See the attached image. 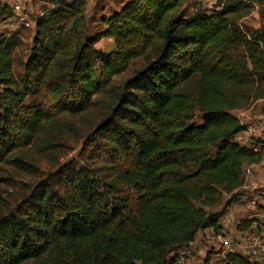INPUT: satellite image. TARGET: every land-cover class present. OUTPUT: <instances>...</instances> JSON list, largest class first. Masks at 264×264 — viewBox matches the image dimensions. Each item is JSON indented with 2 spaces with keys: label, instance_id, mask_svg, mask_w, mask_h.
<instances>
[{
  "label": "trees",
  "instance_id": "trees-1",
  "mask_svg": "<svg viewBox=\"0 0 264 264\" xmlns=\"http://www.w3.org/2000/svg\"><path fill=\"white\" fill-rule=\"evenodd\" d=\"M185 1L127 0L91 32L86 0H55L35 21L25 62V84L43 92L42 105H20L27 90L0 35V163L30 145L43 122L106 98L96 131L108 149L132 154L133 166L113 181L137 193L124 214L100 208L84 169L59 172L57 186L39 182L22 215L0 217V264L40 259L62 242L93 257L77 264H184L178 252L200 231L220 233V218L241 197L243 167L261 158V148L236 139L248 126L232 111L262 100L264 112V29L235 20L237 0L190 16ZM251 1L264 9V0ZM12 17L0 2V24ZM106 37L115 50L97 47ZM138 55L145 65L114 85ZM224 261L252 264L238 253Z\"/></svg>",
  "mask_w": 264,
  "mask_h": 264
},
{
  "label": "rangeland",
  "instance_id": "rangeland-1",
  "mask_svg": "<svg viewBox=\"0 0 264 264\" xmlns=\"http://www.w3.org/2000/svg\"><path fill=\"white\" fill-rule=\"evenodd\" d=\"M55 0H24L25 13L28 17L30 27L19 23L14 16L0 24V35L6 40L13 58V72L21 86L27 90L20 105H42L45 97L42 91H36L26 85L25 62L29 55L33 38L35 35V21L47 9L52 8ZM127 0H86L85 14L89 20V29L96 32L103 29L100 16L110 15L119 10L121 4ZM1 3L11 5L13 0H0ZM222 0H186L184 2L185 12L192 15L196 9H211L220 5ZM239 11L234 15L235 20L242 26L264 29V9L256 1L237 0ZM97 47L105 52L115 50L112 38L102 39ZM146 63L143 55L132 58L127 69L112 78L114 85L123 84L135 71L141 69ZM29 86V87H28ZM0 86V93H3ZM47 99V98H46ZM98 99V98H97ZM96 99V100H97ZM106 98H99L86 113L71 115L60 113L49 121L42 123L37 131L34 141L25 147H21L11 153L0 163V217L8 214L22 215L29 207L33 189L39 182L54 183L57 186L56 177L66 169H84L94 177L100 191V208L105 206L117 207L124 214L134 210L136 191L128 185L117 184L113 181V175L119 170L130 169L134 164L132 154H118L108 149L102 142L100 134L96 131L98 124L104 118ZM262 100L251 102L247 107L232 111L241 121L252 130L247 134L240 133L236 139L242 144H264V112ZM101 139H100V138ZM254 146L258 149L257 145ZM264 168V156L261 155L258 162ZM259 172V173H260ZM243 198V194L241 195ZM211 207V212H219L222 207ZM247 205V200L245 202ZM243 202L232 204L226 211L220 222L222 231L218 235L209 231L198 234L195 244L178 254L182 262L189 264H206V259H211L213 254H222L223 257L212 264H235L224 261L226 250L222 247V239L232 242L236 253L244 256L252 264H264V251L258 256L247 253L249 245L259 238L264 241L262 231L264 222L252 224V214L246 213ZM243 210V211H241ZM238 214V216H236ZM250 216V217H249ZM250 224L248 227L247 224ZM247 227L243 229V227ZM243 231L242 235L236 233V229ZM218 236H221L220 238ZM238 236V237H237ZM240 236V237H239ZM189 251V252H188ZM88 252L76 250L70 244H54L49 251L40 259L29 260L24 264H77L75 258L92 259ZM86 254V255H84ZM88 256V257H87ZM210 256V257H209Z\"/></svg>",
  "mask_w": 264,
  "mask_h": 264
},
{
  "label": "built area",
  "instance_id": "built-area-1",
  "mask_svg": "<svg viewBox=\"0 0 264 264\" xmlns=\"http://www.w3.org/2000/svg\"><path fill=\"white\" fill-rule=\"evenodd\" d=\"M10 6L19 23L26 27H30L28 17L25 13L26 8L24 6V0H13ZM248 129L251 131L252 127L247 128L246 131H248ZM254 150L258 151V148L254 147ZM260 169L261 166H259L258 162L246 164L242 169V184L238 189L241 195L243 194V198L247 200L248 205L257 211L258 216L264 215V182L258 180ZM218 237L220 238L221 236ZM221 245L226 250V255L236 253L232 247V242L228 239H222ZM263 251L264 241L255 238V240L249 245L247 253L252 256H258ZM226 255L224 256V259L226 258Z\"/></svg>",
  "mask_w": 264,
  "mask_h": 264
},
{
  "label": "crops",
  "instance_id": "crops-1",
  "mask_svg": "<svg viewBox=\"0 0 264 264\" xmlns=\"http://www.w3.org/2000/svg\"><path fill=\"white\" fill-rule=\"evenodd\" d=\"M242 134H247V132H243ZM249 143L251 144V145H257V146H259V148H261V155L262 156H264V144H257L256 142H254V141H249ZM250 144H247V145H250ZM246 145V144H245ZM258 180L260 181V182H264V168L262 169V171L259 173V175H258ZM245 198H241L240 197V199H239V201L240 202H245ZM237 204V203H236ZM244 204H246V203H244ZM232 206V205H231ZM230 206V207H231ZM244 209H245V211H246V213H249L250 215L252 214V217L251 218H249V219H252V218H254V219H252L253 220V222H252V224H256L257 225V222H260V221H262V222H264V215H257V211L256 210H254L253 208H251L249 205H245L244 206ZM227 211V210H226ZM241 211H243V210H241ZM225 214H226V212H225ZM224 214V215H225ZM223 215V216H224ZM223 216L220 218V220H222V218H223ZM236 216H238V214H236ZM239 217V216H238ZM250 217V216H249ZM220 225L222 226V223L220 222ZM247 225H249L248 227H250V224L248 223ZM236 229V228H235ZM209 231H213L214 232V230L213 229H211V228H208V229H206V230H203V231H200L198 234H205V233H207V232H209ZM221 231H222V229H221ZM221 231H220V233H221ZM236 231V233L237 234H239V235H242L243 233H245V232H243V231H240V230H235ZM210 233V232H209ZM198 234L196 235V237H195V239H194V241L197 239V236H198ZM262 235L264 236V229H263V231H262ZM238 237V236H237ZM240 237V236H239ZM192 242V243H190V245L188 246V247H186V248H184L183 250H181V252L183 253L184 252V250H186V249H188L190 246H192V245H194L195 244V242ZM189 252V251H188ZM187 253V252H186ZM186 253H183V254H186ZM179 257H180V255H179ZM210 257V256H209ZM221 257H223L222 256V254H213L212 256H211V259H209V258H207L205 261H209V264H212L213 263V261H215V260H217L218 261V259L220 260L221 259ZM180 260H181V257H180ZM181 262H182V260H181ZM184 264H189V263H185V262H183Z\"/></svg>",
  "mask_w": 264,
  "mask_h": 264
}]
</instances>
